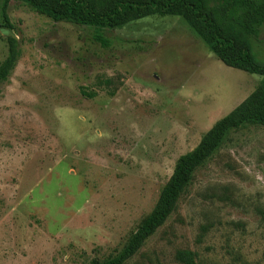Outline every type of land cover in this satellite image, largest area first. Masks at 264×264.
I'll list each match as a JSON object with an SVG mask.
<instances>
[{
    "label": "rangeland",
    "instance_id": "rangeland-1",
    "mask_svg": "<svg viewBox=\"0 0 264 264\" xmlns=\"http://www.w3.org/2000/svg\"><path fill=\"white\" fill-rule=\"evenodd\" d=\"M2 4L0 63L8 37L19 57L0 83V264L114 258L179 158L261 77L224 66L180 17L96 28L10 0L8 31ZM246 41L264 65V29ZM184 250L194 264H264V127L229 132L125 264H179Z\"/></svg>",
    "mask_w": 264,
    "mask_h": 264
},
{
    "label": "trees",
    "instance_id": "trees-1",
    "mask_svg": "<svg viewBox=\"0 0 264 264\" xmlns=\"http://www.w3.org/2000/svg\"><path fill=\"white\" fill-rule=\"evenodd\" d=\"M59 22L96 28H117L153 16L180 17L211 53L227 68L261 77V83L242 103L219 120L198 146L179 158L151 213L114 258L90 264H125L166 222L191 184L229 132L246 125L264 127V65L255 61L246 38H257L264 29V0H20ZM10 0H3L4 28L11 31L6 14ZM102 41L101 36L96 37ZM103 42V41H102ZM8 52L0 63V83L5 82L19 57L17 42L8 37ZM110 82H106V85ZM113 95V92L110 94ZM88 97H92L91 95ZM195 254L178 251L175 261L194 264Z\"/></svg>",
    "mask_w": 264,
    "mask_h": 264
},
{
    "label": "water",
    "instance_id": "water-1",
    "mask_svg": "<svg viewBox=\"0 0 264 264\" xmlns=\"http://www.w3.org/2000/svg\"><path fill=\"white\" fill-rule=\"evenodd\" d=\"M4 34H9V32L8 31H2Z\"/></svg>",
    "mask_w": 264,
    "mask_h": 264
}]
</instances>
